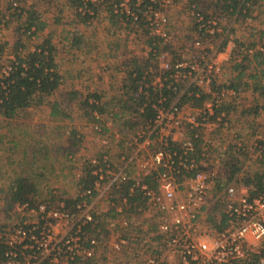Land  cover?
<instances>
[{"label":"built area","instance_id":"built-area-1","mask_svg":"<svg viewBox=\"0 0 264 264\" xmlns=\"http://www.w3.org/2000/svg\"><path fill=\"white\" fill-rule=\"evenodd\" d=\"M149 1L159 7L148 6L146 22L166 43L165 10L174 0ZM128 5L130 0H124L117 10L137 21ZM193 17L204 21L200 14L193 12ZM207 26L215 36L218 20ZM202 43L195 39L198 54L192 62L176 64L175 79H188L212 99L201 108L176 102L166 106L160 100L153 106V120L128 127L127 146H117L118 152L106 146L102 157L85 160L74 193L85 200L74 212L64 202L16 204V224L0 231V240L9 248L2 264H264V189L255 197L244 186L215 192L227 154L251 150L240 134L233 143H221V132L234 128L231 116L221 109L235 105L241 96L214 87L223 74L216 59L220 54L229 59L236 44L229 39L223 50L205 52ZM170 68V62L160 66ZM163 85L161 77L153 83L156 90ZM105 128L95 124L98 133L104 134ZM255 149L260 152L261 146ZM87 165L95 182L92 190L82 192L78 182L86 176ZM216 205L217 221H226L221 231L208 222Z\"/></svg>","mask_w":264,"mask_h":264},{"label":"trees","instance_id":"trees-1","mask_svg":"<svg viewBox=\"0 0 264 264\" xmlns=\"http://www.w3.org/2000/svg\"><path fill=\"white\" fill-rule=\"evenodd\" d=\"M31 1L5 0L6 8L0 10V32L4 28H10L15 25L13 27L14 41L10 44H0V119L6 122L8 126L12 125V130L23 126V123L20 124V122L26 119L29 110L39 106H51L52 118H59L62 123H65L71 119L69 110L75 104H78L85 113L86 118L94 124H99L102 121L97 116L102 117L108 112V108L113 106L118 110L114 114L115 118L119 121H123L126 118L122 124L127 130L128 127L133 129L140 123L153 120L156 116L153 106L160 100H163L166 106L176 102L178 105L189 104L194 108H201L206 101L212 99L211 96L205 95L194 84L190 85L188 79L181 78L178 81L175 79L177 73L175 66L178 62L183 61L176 54L170 62L171 68L169 70L160 69L158 62H156L157 65L151 63L152 61H157L163 53L171 50V46L165 43L158 35L151 33V27L144 16L148 6L153 4L149 0H144L140 6H137L138 0H130V7L138 17L137 21L125 12L116 13V9H120V5L124 0H68V5L75 13L77 21L84 27H88L89 23L97 19L100 12L106 9L112 22L115 20L123 21L128 25H138L145 29V33L149 35L147 43L150 47V52L147 59L133 57L123 62V73L125 76L121 86L117 88V93L111 98L110 102H104L103 96L97 92L83 94L75 87H66V79L59 69L57 60L58 49L53 42L54 36L52 33L45 35L49 25L42 19L39 10L30 4ZM211 1V4L215 5L213 14H209L205 10L204 6L208 4L205 5L204 2H209L207 0H190V3H188L191 12L196 15L200 14L204 18L203 23H198L197 18L194 17L195 23L192 28L202 42L205 41L206 37L211 36L207 26L209 21L214 19H225L234 23L246 21L252 18L255 5L260 2V0ZM152 6L155 8L159 7L154 4ZM202 24H206V26L201 28ZM223 30L222 34L215 33V37H224L218 48L219 51L227 46L230 35L234 32L233 28L228 29V27H224ZM41 35H43L42 41L32 48L30 41L34 38L37 39ZM263 39L264 31H261L259 43L262 46L258 47L259 43L256 40H252L249 42L246 54L242 60L236 63L231 61V71L225 82L219 83L218 79L214 80L213 85L216 89L230 88L235 90L238 96L246 92H252L255 96L259 95L258 97L264 98ZM194 40L195 38L193 37L189 38L191 43H194ZM84 43L83 35L76 30L70 42L71 47L81 50ZM240 45L243 47L246 43ZM7 47L11 48L13 58L9 60L10 70L8 73H4L5 65L1 60ZM158 77H161L164 85L161 89L156 90L153 83L156 82ZM56 95L58 96L57 99L52 102L51 98ZM261 107L258 104V100H255L253 106L248 110H240L238 106L229 104L223 106L221 111H225L230 116L234 115V117L232 116V121H235V124L240 123L243 126L246 124L247 128H252L250 136H256L257 132L254 129V125L249 123V118L253 115L256 118ZM237 116L240 117L237 118ZM106 131L104 132L106 133ZM11 132L15 134L13 131ZM69 136V139L71 138V146L66 148L65 151L68 153L67 156H72L73 148L80 145L82 137L78 135L76 130L71 131ZM11 142L13 144L11 149L16 150L19 147V143L17 141ZM258 143H260L259 145H264V142L259 141ZM197 147L199 148L198 143ZM44 148L46 156L49 155L48 148ZM32 149L34 150L31 152L33 155L41 152V150H35L34 147ZM29 153V150L22 152L21 161L25 164L30 159L31 153L30 155ZM246 158H248V153L244 151L232 149L227 154L224 167L217 180L215 192L220 193L230 185L248 188L251 197H255L263 191L264 158L260 160L259 169L253 172L244 170ZM21 161L17 162V160L13 159L10 164H21ZM88 169L89 165L84 170L86 176L78 182V186H82V192L92 190L94 187L95 177ZM31 175L33 174L27 170L25 172L24 170H12L11 175L8 176V185L1 191L3 206H0V211L9 214L14 210L16 204H30L36 207L41 203L56 206L57 202H64L66 208L72 209L74 212V207L85 200V198L78 196L69 197L66 194L58 195L51 192L49 199H43L39 185ZM218 212L219 208L216 205L209 213L208 222L214 229L221 231L225 227L226 221L225 219L217 221L216 215ZM8 250V246L0 240V264L7 260L6 254Z\"/></svg>","mask_w":264,"mask_h":264},{"label":"rangeland","instance_id":"rangeland-1","mask_svg":"<svg viewBox=\"0 0 264 264\" xmlns=\"http://www.w3.org/2000/svg\"><path fill=\"white\" fill-rule=\"evenodd\" d=\"M207 1L209 2H204L205 5L208 4L204 6L205 10L213 14L215 5L211 4V0ZM173 2V6L165 10L169 18V39L166 43L171 46V50L164 57L151 62L153 65H157L156 62H158L159 67L166 62H171L175 54L188 63L192 62L193 57L198 54L194 49V43L189 42L190 37L198 38L192 30L195 19L188 5L190 0ZM5 4V0H0V10L6 8ZM30 4L39 10L42 19L49 25L45 35L52 33L54 36L53 42L58 49L59 69L66 79V87H75L83 94L97 92L103 96L104 102H110L125 76L123 62L133 57L149 58L150 47L147 43L149 35L145 33V29L138 25H128L123 21L112 22L106 9H103L99 17L89 23L88 27H84L77 21L75 13L68 5V0H32ZM119 12L121 11L116 9V13ZM14 26L4 28L0 32V44H10L14 41ZM224 27L233 28L234 32L230 35V39L235 42L236 49L232 52V55H235H231L229 59L225 54L216 59L223 66V74L218 79L219 83L225 82L230 74L231 61L239 62L245 56L249 42L256 40L259 43L261 31H264V0H260L259 4L255 5L252 18L246 21L234 23L225 19L218 20L217 33L222 34ZM76 30L83 35L85 41L81 50L72 48L70 44ZM151 33L155 34V31L151 29ZM215 36L206 37L203 41L202 48L206 50L205 52L209 49L216 50L221 45L224 37ZM42 39L43 35L31 40V47L33 48ZM243 43L246 45L242 47L240 44ZM260 46L262 45L259 43L258 47ZM12 58L11 48L7 47L1 60L5 65L4 69L9 67V60ZM258 96L252 92H246L236 100L235 104L240 110L242 108L248 110L255 100H258V104L262 106L256 118L254 115L249 118V123L254 125L257 132L256 136H250L252 128H247L246 124L245 126L240 123L235 124V121L232 122L234 124L232 132L231 130L221 132L222 144L233 143L235 134L243 135V142L251 149L248 158L244 161V170L249 172L259 169L260 160L264 158V145H259L261 146L260 152L255 149L256 145L260 144L259 141L264 142V98ZM57 97V95L52 97L51 101L54 102ZM117 111L110 106L108 112L102 116L100 124L107 130L104 134L95 130V124L86 118L78 104L69 110L71 119L65 123H62L59 118H52L49 105L30 109L26 119L20 122L23 126L14 130H12V125L8 126L0 119V206H3L1 191L8 185V176L11 175L12 170H24V172L27 170L32 173L31 176L38 183L43 199H49L50 192L58 195L66 194L69 197L74 196L78 189L76 175L85 160L100 156L106 146L118 152L117 146L128 145L131 138L122 124L126 118L123 121L115 118L114 114ZM73 130H76L82 137V142L78 147L73 148L71 157V155L67 156L68 153L65 150L71 146L69 135ZM257 136H261V139ZM216 140L217 143L220 142L219 137ZM11 141L19 143L16 150L11 149L13 146ZM105 142H108V145ZM31 147L41 152L33 155L31 152L34 150ZM44 147L48 148L49 155L47 156ZM24 150H29L31 153V155L29 153L30 159L27 164L21 161ZM13 159L17 162L21 161V164L11 165L10 161ZM16 222L17 216L14 211L9 214L0 211L1 232L13 227Z\"/></svg>","mask_w":264,"mask_h":264},{"label":"crops","instance_id":"crops-1","mask_svg":"<svg viewBox=\"0 0 264 264\" xmlns=\"http://www.w3.org/2000/svg\"><path fill=\"white\" fill-rule=\"evenodd\" d=\"M224 56V54H220L219 56H218V59L220 58V57H223Z\"/></svg>","mask_w":264,"mask_h":264}]
</instances>
